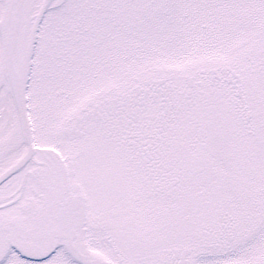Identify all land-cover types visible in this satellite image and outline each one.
I'll return each instance as SVG.
<instances>
[{
    "label": "snow or ice",
    "instance_id": "1",
    "mask_svg": "<svg viewBox=\"0 0 264 264\" xmlns=\"http://www.w3.org/2000/svg\"><path fill=\"white\" fill-rule=\"evenodd\" d=\"M0 264H264V0H0Z\"/></svg>",
    "mask_w": 264,
    "mask_h": 264
}]
</instances>
